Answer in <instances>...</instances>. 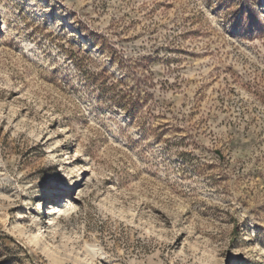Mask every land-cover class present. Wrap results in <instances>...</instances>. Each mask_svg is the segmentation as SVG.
I'll list each match as a JSON object with an SVG mask.
<instances>
[{"label":"rangeland","instance_id":"obj_1","mask_svg":"<svg viewBox=\"0 0 264 264\" xmlns=\"http://www.w3.org/2000/svg\"><path fill=\"white\" fill-rule=\"evenodd\" d=\"M0 264H264V0H0Z\"/></svg>","mask_w":264,"mask_h":264}]
</instances>
